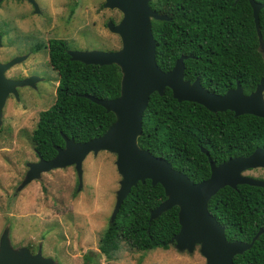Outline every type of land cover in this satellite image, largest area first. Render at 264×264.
<instances>
[{
    "label": "trees",
    "instance_id": "obj_1",
    "mask_svg": "<svg viewBox=\"0 0 264 264\" xmlns=\"http://www.w3.org/2000/svg\"><path fill=\"white\" fill-rule=\"evenodd\" d=\"M149 6L168 17L151 20L155 60L161 70H170L179 56L186 55L184 79L198 77L204 88L216 94L235 88L236 83L246 95L254 91L264 73V56L248 0H150ZM258 21L264 41V7ZM48 51V61L59 76L55 101L39 112L31 136L36 155L46 160L55 156L56 147H64L63 135L75 142L102 135L115 115L84 95L112 99L119 96L121 86L116 64L72 60L64 39H50ZM137 143L199 182L210 174L201 148L216 165L230 157L248 156L256 147L264 150V118L235 116L230 110L211 112L195 102H178L166 87L163 95H150ZM165 198L163 187L149 179L133 186L100 238V252L109 255L120 241L140 251L173 245L180 228L178 207L150 219V211ZM207 207L224 226L228 241L250 243L261 230L250 248L233 257V263L264 264V187L224 186ZM92 259L91 252L85 253L83 264H91Z\"/></svg>",
    "mask_w": 264,
    "mask_h": 264
},
{
    "label": "rangeland",
    "instance_id": "obj_2",
    "mask_svg": "<svg viewBox=\"0 0 264 264\" xmlns=\"http://www.w3.org/2000/svg\"><path fill=\"white\" fill-rule=\"evenodd\" d=\"M36 1L38 11L28 4L30 0H4L0 4L1 63L10 60L13 48L17 49L21 42L43 46L52 37L64 39L70 50L121 48L119 35L106 24L109 20L118 23L122 13L104 7L103 0ZM261 52L264 56V49ZM44 56L38 57L37 52L32 60H43ZM10 68L4 74L6 78H11ZM39 68L52 81L42 86V93L24 90L20 99L6 98L2 108L0 236L7 230L13 248L26 247L32 254L40 250L54 264H83V255L89 252L93 256L91 264H206L199 244L191 251L178 248L176 243L168 249L140 251L120 241L118 249L109 255L100 252V238L110 223L121 178L113 152L100 150L86 155L80 188L75 166L69 165L41 172L19 189L28 164L38 160L32 131L39 112L55 101L59 77L48 54ZM18 87L22 86H15L9 94L18 98ZM243 175L264 180V167L247 170Z\"/></svg>",
    "mask_w": 264,
    "mask_h": 264
},
{
    "label": "water",
    "instance_id": "obj_3",
    "mask_svg": "<svg viewBox=\"0 0 264 264\" xmlns=\"http://www.w3.org/2000/svg\"><path fill=\"white\" fill-rule=\"evenodd\" d=\"M1 1V0H0ZM35 7L37 4L30 0ZM104 7L118 9L122 18L118 23L107 21L110 31L121 39V48L117 50H69L72 60L85 64H116L121 70V86L118 97L101 99L84 95L92 102L101 105L115 115V121L100 136L85 142H75L63 135L64 147H56L51 159L38 160L28 164L26 177L19 189L38 178L41 172L74 165L78 175V188L82 185V161L90 152L100 150L113 152L115 164L121 178L117 191L112 222L131 188L138 182L149 179L152 185L160 184L165 199L150 211V219L173 206L178 207L179 231L173 237L180 249L192 250L200 245V252L206 264H234L233 257L250 248L261 230L250 243L228 241L225 228L208 211L209 199L222 187L235 188L238 184L264 187V180L243 175L247 170L264 167V150L256 147L248 156L230 157L219 164L210 158L206 149L201 148L209 161L210 174L199 182H194L183 172L172 167L171 163L160 156L142 149L137 138L142 132V117L150 95L164 94L167 87L178 102L190 101L204 106L211 112L230 110L235 116L252 114L264 118V73L254 91L244 94L236 83L224 94H216L204 88L197 77L193 81L184 79L183 60L179 56L168 71L161 70L155 60L156 40L153 38L151 20H166L167 15L159 14L149 6L150 0H103ZM252 8L253 19L259 39V49L263 51L264 41L259 30L258 14L264 3L248 0ZM1 39V38H0ZM24 58L16 56L5 63L0 62V118L5 100L15 86L28 84L30 78L21 80L5 77V72ZM0 264H54L52 259L44 257L40 250L32 254L28 248H13L4 230L0 236Z\"/></svg>",
    "mask_w": 264,
    "mask_h": 264
},
{
    "label": "flooded vegetation",
    "instance_id": "obj_4",
    "mask_svg": "<svg viewBox=\"0 0 264 264\" xmlns=\"http://www.w3.org/2000/svg\"><path fill=\"white\" fill-rule=\"evenodd\" d=\"M3 1L4 0H1L0 4ZM34 1L37 4V8L35 7V5L31 1L28 2V4L30 6H32L34 11L35 10L38 11L39 10V5H38L36 0H34ZM103 4H104V1H103ZM52 38H49L47 40L46 44L43 45V46L40 43H36V44H34V46H31V44L29 46H26V44L24 42H21V44L18 46L17 49L15 47L13 48V50H14L13 53L14 54L12 56H10L8 59H11V58L16 57V56H22L24 59L21 62L13 65L10 68V69L13 70L12 74L10 75L11 78L17 79V80H20V79H23V78H30V80H29V82H28V84L26 86H22V87H18L17 88L16 91L18 92V98H16L11 93L7 97V100L20 99V97L22 96L21 93L22 92H26L24 90L31 91V92L38 91V92L42 93V86L44 84H48L49 81H51V79L48 76L42 74V69L39 68V64L42 63L43 61H46V56H47V54H49V51H48L49 40L52 39ZM59 39H62V38H59ZM0 42H1V39H0ZM68 50H70L69 47H68ZM37 52H38V57H39V55L42 56V54L46 55V56H44L43 60H38V61H33L32 60L34 55H37ZM29 62H31V65L27 66L26 64L29 63ZM47 70H48V67H47ZM38 157L39 156H37V159H38Z\"/></svg>",
    "mask_w": 264,
    "mask_h": 264
}]
</instances>
